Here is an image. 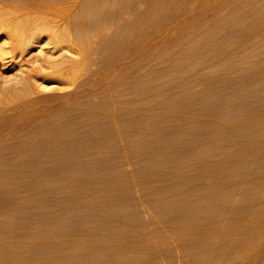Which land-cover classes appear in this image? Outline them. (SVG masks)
Instances as JSON below:
<instances>
[{
	"label": "rangeland",
	"instance_id": "1",
	"mask_svg": "<svg viewBox=\"0 0 264 264\" xmlns=\"http://www.w3.org/2000/svg\"><path fill=\"white\" fill-rule=\"evenodd\" d=\"M0 95V264H264V0H0Z\"/></svg>",
	"mask_w": 264,
	"mask_h": 264
},
{
	"label": "bare ground",
	"instance_id": "2",
	"mask_svg": "<svg viewBox=\"0 0 264 264\" xmlns=\"http://www.w3.org/2000/svg\"><path fill=\"white\" fill-rule=\"evenodd\" d=\"M60 1H61V0H60ZM33 2H34V1H33ZM38 3H39V2H38ZM51 3H52V2H51ZM66 3H67V2H66ZM46 4H47V3H46ZM39 6H40V5H39ZM51 6H52V5H51ZM76 6H77V5H76ZM25 7H26V6H25ZM35 7H36V6H35ZM73 7H74V6H73ZM29 8H30V7H29ZM15 9H16V8H15ZM23 9H25V8H23ZM23 9H21L22 12H24V11H25L26 9H28V8L26 7V9H25L24 11H23ZM51 9H52V8H50V11L52 12ZM62 9H63V7H62ZM64 9L66 10V8H64ZM47 10L49 11V9H47ZM53 10H54V9H53ZM65 10H63V12H64ZM18 11H20V9H19ZM18 11L16 10V12H18ZM21 11L18 13V16H19L20 13L22 14ZM27 11H28V10H27ZM27 11H26V12H27ZM35 11H36V10H35ZM48 11H47L46 14H48ZM57 11H58V10H57ZM10 12H11V11H10ZM12 12H13V11H12ZM26 12H24V16H23V15L21 16V17H24V18H22L23 20H24L25 17H26V16H25V13H26ZM29 12H30V11H29ZM53 12H54V11H53ZM60 12H61V11H60ZM49 13H50V12H49ZM21 14H20V15H21ZM28 14H29V13H28ZM28 14H26V15H28ZM31 14H32V13H31ZM13 15H14V14H12V16H13ZM16 15H17V14H16ZM33 15H34V13H33ZM49 15H50V14H48V16H49ZM60 15H61V14H60ZM34 16H35V15H34ZM34 16H30L31 18H27V17H26V18L29 19V20H30V19L34 20V19H33ZM40 16H41V15H40ZM48 16H47V18L49 19ZM51 16H52V15H50V17H51ZM57 16L59 17V15H57ZM61 16H62V15H61ZM10 17H11V16H10ZM28 17H29V16H28ZM32 17H33V18H32ZM42 17H44V16H42ZM53 17H54V16H53ZM53 17H51V18H53ZM58 17H55V18H58ZM39 18H40V17H39ZM47 18H45V19L47 20ZM8 19L10 20V18H8ZM45 19H43L44 22H45ZM18 20L20 21L21 19H18ZM18 20H17V22H18ZM32 20H31V21H32ZM35 20H36V21H37V20L40 21L39 19H37V16H36V19H35ZM35 20H34V21H35ZM41 20H42V19H41ZM53 20H54V18H53ZM53 20L51 19V21H53ZM7 21H8V20H7ZM7 21H6V22H7ZM10 21H12V22L15 21V22H16V20L13 21L12 18H11ZM10 21H9V22H10ZM25 21H26V20H25ZM25 21H24V22H25ZM34 21H33V22H34ZM64 21H65V20H64ZM20 22H22V21H20ZM44 22H43V24H44ZM47 22H48V21H47ZM47 22H45V23H47ZM55 22H56V21H55ZM55 22H51V23H54V24H55ZM66 22H67V21H66ZM26 23H27V22H25V24H26ZM28 23H29V22H28ZM34 23H35V22H34ZM41 23H42V22H41ZM72 23H73V22H72ZM15 24H16V23H15ZM32 24H33V23H32ZM61 24H62V23H61ZM20 25H21V24H20ZM20 25H19V26H20ZM23 25H24V23H23ZM23 25H22V26H23ZM29 26H30V25H29ZM33 26H34V25H33ZM45 26H46V25H43L44 29L46 28ZM4 27H5V26H4ZM9 27H10V25H9ZM13 27H14V24H13ZM26 27H27V26H26ZM6 28H8V26H7ZM14 28H16V27H14ZM17 28H18V27H17ZM27 28H28V27H27ZM29 28H30V27H29ZM34 28H35V27H34ZM38 28H39V27H38ZM65 28H66V27H65ZM18 29H19V28H18ZM22 29L25 30L24 27H22ZM22 29H21V31H24V30H22ZM30 29H31V28H30ZM46 29H47V28H46ZM13 30L15 31V29H13ZM32 30H33V29H32ZM34 30H35V29H34ZM21 31H20V32H21ZM27 31H28V30H27ZM10 32H11V31H10ZM11 33H12V32H11ZM15 33H16V32H15ZM17 33H19V32L17 31ZM25 33H26V31H25ZM22 34H23V33H22ZM31 34H33V31H32ZM49 35H50V34H49ZM66 35H67V34H66ZM15 36H16V35H15ZM18 36H19V34H18ZM25 36H27V35H25ZM31 36H32V35H31ZM67 36H68V35H67ZM19 38H20V37H19ZM19 38L17 37L16 39L18 40ZM26 38H27V37H26ZM28 38H29V37H28ZM30 38H31V37H30ZM68 38H69V37H68ZM17 40H15V41H17ZM66 40H67V39H66ZM58 41H59V40H57V42H58ZM62 41H63V40H62ZM58 43H59V42H58ZM64 60H65V59H64ZM62 63H63V62H62ZM64 63H65V62H64ZM60 65H62V64H60ZM28 85H30V84H28ZM28 88H29V87H28ZM31 91H32V90H31ZM25 92H26V91H25ZM28 92H29V91H28ZM0 96H1V95H0ZM17 97H18V96H17Z\"/></svg>",
	"mask_w": 264,
	"mask_h": 264
}]
</instances>
